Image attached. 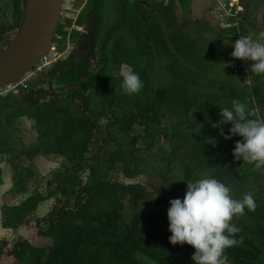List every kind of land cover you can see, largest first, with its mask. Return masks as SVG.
Returning <instances> with one entry per match:
<instances>
[{"label":"trees","instance_id":"obj_1","mask_svg":"<svg viewBox=\"0 0 264 264\" xmlns=\"http://www.w3.org/2000/svg\"><path fill=\"white\" fill-rule=\"evenodd\" d=\"M90 1L99 13L105 7L110 9L114 19L103 34L93 35L97 51L92 48L78 61L67 53L52 63L48 75H53L58 85L53 89H68L21 88L18 93L0 96V159L12 158L9 194L24 195L0 206V227L14 233L10 240H0V259L6 255L15 260L13 264H194L192 246L169 242L167 200L147 203L143 184L125 183L110 175L117 171L131 178L147 171L149 163L141 152L150 150L162 135L171 145L161 156L167 158L162 177L175 174L181 180L179 186L187 187L185 180H199V172L205 167L211 171L210 178L231 189L233 198L252 194L255 211L246 208L243 216L232 220L240 228L235 238H242V243L227 248L225 255L227 264H260V250L264 248V169L254 171L253 164L234 158L238 135L228 139V152L212 156L210 139L224 137L218 127L196 120L206 114L212 123L219 121L221 97L228 103H244L254 113L249 118L263 117L264 78L256 76L252 85L244 87L219 81V94L198 90L197 81L189 76V72L201 74L211 69L223 55L230 61L237 59L228 52V45L247 34L244 11L238 27L217 24L213 28L214 49L208 50L213 57L207 62L206 45L199 44V36L194 38L180 30L175 19L173 9L187 0H169L167 5L160 0ZM14 9L20 17L22 9L18 5ZM57 30L63 33L60 27ZM259 33L253 31L254 39ZM65 40L63 35L58 43L60 51L66 46ZM126 70L139 75L143 88L138 94L122 92ZM252 104L256 111L251 110ZM12 119L18 121L15 127ZM24 119L32 121L36 144L27 146L20 139ZM220 127L228 132L231 125ZM139 142L142 148L136 147ZM198 145L203 147L201 161ZM37 156L58 160L59 165L42 175L40 186L26 193V181H35V172L21 161ZM172 164L179 172L170 168ZM173 189L175 186H170ZM125 203L131 211L126 220ZM39 206L47 208L42 216L37 215ZM29 221L40 234H49V245H35L16 233Z\"/></svg>","mask_w":264,"mask_h":264},{"label":"clouds","instance_id":"obj_2","mask_svg":"<svg viewBox=\"0 0 264 264\" xmlns=\"http://www.w3.org/2000/svg\"><path fill=\"white\" fill-rule=\"evenodd\" d=\"M233 48L230 53L232 57L251 60V73L264 77V31L255 40L241 35L234 41ZM142 88L143 83L137 73L127 71L123 74L121 90L124 94H138ZM231 105V108L220 109V120L212 126L230 124L228 134L221 129L224 139L232 135L243 138V142L235 143L234 158H242L243 164H253L254 171L264 169V120L249 118L254 113H250L239 100H233ZM256 109L254 104L252 110ZM185 181L187 190L183 199L174 198L169 201V242L173 245L186 243L192 246L194 252L191 260L194 264H227L225 250L242 243V238H235L240 228L232 220L243 216L246 208L250 212L255 211L256 203L252 194L247 193L241 199H235L231 189L215 178Z\"/></svg>","mask_w":264,"mask_h":264},{"label":"rangeland","instance_id":"obj_3","mask_svg":"<svg viewBox=\"0 0 264 264\" xmlns=\"http://www.w3.org/2000/svg\"><path fill=\"white\" fill-rule=\"evenodd\" d=\"M248 37H252V39H254L252 34L251 35L249 34ZM233 50H234L233 44H229L228 52L231 53ZM212 57L213 55L206 56L207 62H209ZM236 61L235 60L230 61L229 59H227L225 55H223L222 57H220L218 64L212 65L211 69L207 70L206 72H202L201 74H198L195 72H189V76L197 81L198 90H202L205 93L216 92L219 94L221 93L216 87V84L219 85L220 83L219 81H224V82H228L231 84L235 83L236 87H241V86L244 87V86H249L251 82L256 79V76H257V79H259V75L251 73V80L249 81L250 84L245 85V83L243 82L244 80L243 72L241 71L234 72L229 68V63L236 62ZM249 63L251 66L253 62L250 61ZM262 78L264 77H261V79ZM210 84H215V86L211 87ZM20 91H22L21 88L18 90V92ZM221 98L222 99H220V102H221L222 108H225L224 106L226 105H227V108H230L232 106L231 103H228L229 100L224 99L223 97ZM253 105L254 104H252L251 106V110H252ZM257 116L258 117L260 116L259 113ZM258 119L264 120V116ZM12 120L16 121L15 124H13V127H15L18 121L16 119H12ZM203 121H207L209 123V127H213L212 126L213 123L211 122L210 118L206 114H203V116H200V117L198 116L196 120L198 124H201ZM185 128L192 130L190 126H187ZM221 129L223 130L225 134H228L225 127H218V130L220 131V133H221ZM20 136H21L20 139L23 138L22 140H24V144L27 146L28 145L30 146L31 144H36V142H38L37 132L34 129L31 120L24 119V121L21 124ZM210 140H211V146H210L209 152L211 153L212 156L216 154L222 155L231 149V147L226 144V143H229L228 139H221L216 136V137H212ZM238 140L243 141V138L239 136ZM142 145L143 143L139 142L138 146L136 147L142 148L143 147ZM170 146L171 145L168 139L164 138V136L162 135H159V139L155 141L154 145L152 146L150 150H146L145 154L144 152H141V155L146 156V161L149 163V167L147 171H145L144 173L138 176H134L131 178H126L123 174L117 171L111 172L110 175L116 177V179L118 180L124 181L125 183L143 184L147 192V198H146L147 203H150L151 201L155 199H162V200H167L166 203L169 204V201L171 199H174V198L183 199L184 194L187 190V187L179 186L180 185L179 183H181V180L179 181V179L175 177V174L162 177L166 169V166H167L166 165L167 158L163 159L161 158V156L164 155L167 150H169ZM200 146L201 145L197 146V152H198V155L200 156L199 160L201 161L203 160V154H202L203 147L201 146L202 147L201 148ZM188 148L189 147L186 146V149ZM162 150L163 152L161 154L157 156L154 155L156 152H159ZM181 155L182 154H180V157H182ZM3 156H5V154ZM7 157L8 156L4 157V159H0L1 179H2V184H0V206L5 202H10V201L16 202L24 197V195L12 196L11 194H9V190L12 187L14 171H13L12 163L9 162V159L11 160L12 158L10 157L8 159ZM58 163H59L58 160H55L53 158L46 159V158L37 156L33 158L32 160H30L24 157L23 160L21 161V164L23 166H30V169L35 172V181H36L35 182L33 179L26 181L27 182L26 186L28 188V191L26 193H29L32 190H34L35 187L40 186L41 185L40 181H44V179L41 178L42 175H48L49 172H52L56 168V166L59 165ZM152 165L157 168L155 169L154 167H152ZM162 168L164 171H161ZM170 168L175 172L176 171L179 172L178 167L176 168L174 164H172ZM210 173L211 171L208 168L203 167L202 170L199 172L200 179L210 178ZM165 185H167V187H165ZM170 186H175V190L174 189L173 191L170 190ZM177 188H181V189L177 191ZM125 201L127 202V200ZM46 202L50 203V201H46ZM44 206H46V204H44ZM44 206H39V208L37 209V215L42 216L47 211V208ZM130 213L131 211L129 209V204L125 203L124 210H123V215H124L125 220L128 218ZM16 233L20 234L21 236L27 237L35 245H49L51 242L49 234L48 233L40 234L33 221H29L28 224L23 225L20 229L17 230ZM13 234L14 233L11 230L3 229L0 227V240L3 238L10 240ZM260 260H261L260 264H264V248H261L260 250ZM14 262L15 260L13 258L8 257L6 255L2 256V258L0 259V264H13Z\"/></svg>","mask_w":264,"mask_h":264},{"label":"flooded vegetation","instance_id":"obj_4","mask_svg":"<svg viewBox=\"0 0 264 264\" xmlns=\"http://www.w3.org/2000/svg\"><path fill=\"white\" fill-rule=\"evenodd\" d=\"M90 4V0H62L60 19L54 32L55 47L59 55L54 61L58 58L65 57L67 53L78 61L80 58H86L92 51V48L94 51H97L98 46L93 35L103 34L108 30L110 24L113 23L114 16L111 15L110 9L107 7L104 8L102 13H99L98 8L96 6L94 8L93 3ZM17 5L18 9L19 7L22 9L20 17H17V10L14 9ZM23 8L22 0H0V51L12 41L19 30ZM59 27L63 30V33L58 32L57 29ZM63 35H65L66 46L60 51L58 49V43L62 40ZM52 63L42 69L44 72L43 76L36 75L31 77L27 88L40 91V87H42L48 91L55 90L57 92L68 89V87L63 90L53 89L58 85L55 83V77L48 75L49 69L53 66ZM75 100L77 104H80L77 99ZM83 108L80 104V109L83 110Z\"/></svg>","mask_w":264,"mask_h":264},{"label":"water","instance_id":"obj_5","mask_svg":"<svg viewBox=\"0 0 264 264\" xmlns=\"http://www.w3.org/2000/svg\"><path fill=\"white\" fill-rule=\"evenodd\" d=\"M61 7L62 0H25L20 28L0 51V88H9L30 71L44 75L35 65L48 51L56 50L54 32Z\"/></svg>","mask_w":264,"mask_h":264},{"label":"crops","instance_id":"obj_6","mask_svg":"<svg viewBox=\"0 0 264 264\" xmlns=\"http://www.w3.org/2000/svg\"><path fill=\"white\" fill-rule=\"evenodd\" d=\"M160 1H162L163 5L169 3V0ZM177 4L173 10L179 29L194 38L199 36V44L201 46L203 44L206 45L204 47L207 51L204 49V55H212L209 52L214 49L211 43L215 38L213 37V28L217 26L209 11L212 2L210 0H187L183 4ZM243 7L245 13L244 23L247 29L246 36L253 34L254 30H258L259 32L264 31V0H243ZM208 50L210 51L208 52Z\"/></svg>","mask_w":264,"mask_h":264},{"label":"built area","instance_id":"obj_7","mask_svg":"<svg viewBox=\"0 0 264 264\" xmlns=\"http://www.w3.org/2000/svg\"><path fill=\"white\" fill-rule=\"evenodd\" d=\"M212 6H210V14L212 19L221 26L226 27H238L243 20V5L242 0H210ZM57 50H50L47 54L43 55L35 65L37 70H41L51 64L56 57H58ZM237 60V61H236ZM236 62L229 63V68L234 71H241L244 73V83L249 85L251 80V71L249 66V60L236 59ZM35 73L30 71L23 77L22 80L13 83L9 88H0V96H4L9 92H17L20 88H26L29 84L31 77Z\"/></svg>","mask_w":264,"mask_h":264}]
</instances>
